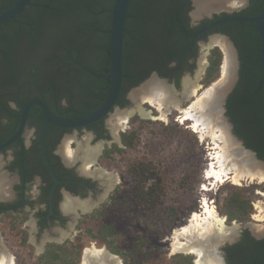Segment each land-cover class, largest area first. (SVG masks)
I'll return each instance as SVG.
<instances>
[{
  "label": "flooded vegetation",
  "instance_id": "1",
  "mask_svg": "<svg viewBox=\"0 0 264 264\" xmlns=\"http://www.w3.org/2000/svg\"><path fill=\"white\" fill-rule=\"evenodd\" d=\"M131 1L127 17L125 43L133 35L130 25L131 19H135L133 13L137 11L136 9L141 8L140 10L145 12V16L142 18L143 28L147 36L151 37L152 44L161 46L160 42L163 41L166 45L171 44L174 51L172 53L164 52L158 48L157 53L159 52V55L156 53L159 59L162 58L161 56L169 58L168 67L173 68L170 76L163 75L160 69H153L152 66L142 64L136 67L133 66L134 71L137 72V79L146 75L149 77L157 74L158 79L155 81L163 83L168 89L171 88L176 97H178V102L182 104L183 100L194 96H188L185 93L186 82L199 83L198 81L201 77L197 80H195V77L201 70L203 60L208 59L209 61V56L215 47L222 48L220 45L212 42L214 39H223L230 46H234L241 69L240 50L231 36L227 26L229 23L208 31L203 30L218 20L248 13L253 9L255 4L253 0H221L217 4L211 0L210 3H213V5L208 4V6L213 8L211 11H209L210 7L209 9L202 7L205 1L207 3L210 0ZM3 2L4 0H0V11L3 8ZM159 6H162V8L159 9ZM263 6L264 3L261 6V10ZM226 15L227 17H223ZM160 19L164 22L160 24V29L151 35L157 28V22ZM7 23L0 26V145L15 134L18 129L23 105L29 101L27 100L29 97L37 96L33 92L39 87L27 86L24 78H22V81L17 82V77L13 70L16 66L13 62V51L18 52L20 54L19 57H21L24 46H22V43L21 46L15 45L13 47V32H9L7 28H4ZM21 23L20 21V25ZM211 43H214L212 44L214 46L210 50V53H208V46ZM221 50L223 51V48ZM223 55H225L224 51ZM127 58V61L134 62L133 55L128 54ZM14 61L16 62V60ZM76 62L88 72L83 67L90 68L88 65L83 64L80 60H76ZM126 64L125 62L124 67H126ZM188 75L190 78L186 79ZM165 80L167 84L171 82V86H169L170 83L167 85ZM3 83H8V86L5 87ZM199 85H201V89L204 87L200 83ZM51 87L49 86V88ZM128 94L129 91L125 96L121 94L119 101L125 102V105L134 107L138 104L140 98L136 93L134 96L132 93ZM38 96L34 98L44 99L43 95ZM132 96L135 97L136 103H134ZM119 101L118 106L120 107L121 102ZM61 105H67V100H62ZM141 107L148 111L151 110L152 114H154L153 116H160L157 107L152 106L148 102L141 103ZM225 107L227 114V101ZM131 108L127 110L129 111ZM55 110V113L59 111L58 108ZM170 110H177L180 111V114H183L179 108L173 105ZM39 112H43L40 107L36 110L32 108L29 112L22 138L0 151V183H3V189L0 192V252L5 251L6 255L11 258L13 257L12 264H17L16 259L17 261L21 259L22 262L23 257L18 255L19 253L37 251L44 255L53 248L66 245L68 241L76 242L81 233L79 226L82 224L83 217L100 209L101 205L113 196L121 183L119 175L115 172L113 173L118 177V182L114 186L107 177L101 176L103 170L110 173L109 170L104 169L108 167L107 164L109 163L106 162L105 166L98 165L99 159L105 156L107 148L113 147L114 144H117L121 148L126 147L123 144L122 138L124 128H116L115 124L112 126L111 122L108 121L110 115L82 128H62L54 124L48 126L45 134V145L53 171L59 181L55 184V178L51 174L41 150L40 136L43 119H39ZM86 112L89 111H81L79 115ZM227 116L233 124L235 132V125L231 117L228 114ZM178 117L177 121H180V116ZM141 118L147 119L142 116ZM65 137H68L67 139L76 137L78 141L83 143L88 140L89 146L102 145V149L97 155V160L91 165L90 171H86L84 168L82 158L77 157L75 161L70 158L69 154L65 151ZM239 139L242 138L239 137ZM75 142V140L71 142V149L77 146V142L76 144ZM261 161L264 162V159H261ZM223 185V183L219 185L214 192L217 193ZM91 208L93 209L91 210ZM6 225L9 227L8 231L6 230ZM245 230H243L240 239L236 243L225 247L223 252H218L222 259H224V263L226 261L227 264H230V261L233 264H242L239 260H234L233 257V259L229 260V253H231L232 247L243 239ZM12 237L13 245L8 246V243H12ZM253 238L256 239L254 236ZM89 243L84 253L93 244L99 248L104 247L108 250L106 246L99 245L96 241L92 240ZM187 254L193 255L196 261V254ZM261 263L264 264V260Z\"/></svg>",
  "mask_w": 264,
  "mask_h": 264
},
{
  "label": "trees",
  "instance_id": "2",
  "mask_svg": "<svg viewBox=\"0 0 264 264\" xmlns=\"http://www.w3.org/2000/svg\"><path fill=\"white\" fill-rule=\"evenodd\" d=\"M13 1L4 0L3 8ZM253 1L255 3L253 9L241 15L254 16L261 12L264 0ZM32 2V5L17 16L19 21H9L4 26L9 32H13V47L21 46L22 43L24 46L21 57L18 52L13 51V62L16 65L13 70L17 82L24 78L27 86H39V89L36 88L33 92L37 96H31L27 100L43 95L53 111L58 108L59 111L56 113L66 117L78 116L81 111L97 108L107 97L110 81L86 72L76 60H80L101 75L110 71V9L114 0H32ZM161 8L162 6H159V9ZM140 9H136L137 11L133 13L135 19H131L130 24L133 35L125 43L127 64L124 67L125 76L121 92L124 96L130 88L137 86L148 76L137 79V72L134 71L133 66L142 64L152 66L153 69H160L165 76H170L173 70L168 67L170 60L167 56H161V59L156 56L158 48L172 53L173 46L166 45L163 41L160 42L161 46L152 44L151 37L147 36L142 24L145 12ZM162 22H164L162 19L158 20L157 28L151 35L160 29ZM227 26L240 50L241 58L240 77L234 91L227 99V114L235 125V133L244 140L246 147L256 151L258 157L264 159V74L261 65L260 32L255 22L235 21ZM42 44L45 48L40 51ZM133 48L138 51L141 59H137L132 53ZM128 54L133 55L134 62L127 61ZM223 57L220 47L212 50L209 66L203 79L205 86L219 78ZM3 85L7 87L8 83ZM49 86L52 87L49 88ZM62 100H67V105H61ZM119 102L121 106L126 104ZM36 109H38L37 106L33 107V110ZM38 117L40 120L44 119V113L39 112ZM145 121L138 115L134 116L133 127L122 132L123 144L126 147L121 148L114 144L113 147L107 148L105 156L112 158L114 153L135 149L141 140L140 133L145 127ZM161 124L162 130L169 135L182 131L179 123L166 125L162 122ZM131 169L139 181L135 189L137 194L144 195L146 205L153 207L155 204L152 203L157 198V187L148 183V177L152 171L156 173V170L148 168L141 170L135 163L131 165ZM185 175L187 176L185 179L194 177L191 172ZM227 186L232 189L224 198L223 206L219 208L220 214L226 215L229 223L234 220L239 222L251 220L254 207L248 192L251 188L258 187V184L239 186L227 183L220 189ZM104 216L101 209L87 214L84 219L88 223L86 233L99 245H104L111 252L120 255L124 264H132L133 261L140 260L138 250L133 253L120 247L124 233L105 221ZM81 239H83L82 235ZM83 247L82 244L80 252H77L79 258ZM229 254V260L233 257L242 264H262L264 239H254L250 230L246 229L243 239L232 247ZM75 255H77L76 251L72 247L62 245L42 255L40 260L43 264H78V260L74 258ZM132 256L137 259L131 262ZM151 258H145L144 264H147ZM169 260L168 264H195L193 255L183 253H176ZM229 263L233 264L230 261Z\"/></svg>",
  "mask_w": 264,
  "mask_h": 264
},
{
  "label": "rangeland",
  "instance_id": "3",
  "mask_svg": "<svg viewBox=\"0 0 264 264\" xmlns=\"http://www.w3.org/2000/svg\"><path fill=\"white\" fill-rule=\"evenodd\" d=\"M44 48L45 46L42 44L40 46V51ZM132 53L136 55L137 59H141L138 51L134 48L132 49ZM221 75L222 73L216 81L212 82L208 86H205L203 83L205 75L203 74L201 76V80L198 81L202 84V86L204 85V87L199 91V94H202L205 89L216 84ZM153 76L154 74L147 77L137 86L129 89V94L134 91L133 93H136L138 97H141V94L145 92L144 89H146V91L148 89L145 84L148 83ZM238 81L239 78L236 81L234 88L236 87ZM169 83V86H171V82ZM196 97L197 96H193L183 100L182 104H179L180 107L183 109L189 107L191 102L197 99ZM215 97L217 99L219 96L217 95ZM185 104L188 105L185 106ZM131 107L133 106H120L122 111L118 112L126 113L128 111L127 109ZM216 110L220 117H222H219L222 122L228 125L227 128L230 130V135L237 143L238 149L234 152V154L237 155L244 153L246 151L243 147V145L246 146L245 142L242 139H239L237 134L234 132L233 128L230 126V120L227 122L228 116L226 112L220 113L219 109ZM118 112L114 111L108 118V121L111 122L112 126H114L113 124L117 122ZM136 115L141 118L138 113L134 114L129 119V123L126 124L127 126L122 127L124 128V132L133 127L132 118ZM182 115L183 114H180V111L170 110L166 119H144L146 120L144 123L145 127L141 130V140H139L135 149L114 153L110 162V158H107V156H103L99 159V166H105L106 162L109 163L107 164L108 169H104L117 173L121 179V183L114 192L113 196L109 200H106L101 205L100 209L104 212V220L113 224L118 231H122L124 233L120 247L126 249L127 251H133V253L137 252V250L139 251L138 255H140V260L138 259L137 261H133L137 258L132 256V260H130L131 262L133 261L132 264H144V259H149L152 256L154 258L148 260L147 264H168L170 261L169 258L176 253L191 255L182 251L174 252L172 250L171 233H173L174 228L186 224L194 211H202V200L204 197H207L210 200L216 199L215 204L217 206L215 207L220 214L219 208L223 206L224 198L232 189L227 186L215 193V189H217L218 186L223 183L222 182L218 183L219 185L217 186L215 185L216 187L213 191L208 192L202 190L203 184L210 182L206 178L204 172L208 168V165H210L209 162H211L209 156L213 151L211 149V147H213V140L209 136L205 137L204 140H201L200 134L192 130L190 127L191 123L189 121H185L184 124L177 121V118H179L178 116L181 117ZM162 122L166 125L179 123L182 127V131L177 133L174 132L172 135H169L168 132L162 130ZM195 137L198 140L195 139ZM67 138L68 137H65L64 139L65 143L68 140ZM69 139L70 146L72 145L71 142H74V140L77 143L81 142L78 141L76 137ZM76 147L72 148L76 149ZM240 157L241 156L237 157L238 160L241 159ZM251 158L254 159V162L264 166V164H261V161L258 159L254 157ZM134 163L137 164L141 170H143V168L156 170V173H153L152 171L150 177H148V183L150 185L154 184L157 187V198L156 201L152 203L155 204L153 207H148L144 202V195H138L135 190L139 181L135 173H133L134 171L131 169V165ZM188 172H191L194 177L185 179L187 177L185 174ZM224 183L239 186H252L253 184H258V187L251 188L248 192V197L252 199L254 207L251 220L246 222L234 220L230 223L227 221L229 225H233L235 222L237 223L238 232L235 234L237 236L235 237L234 235L231 237L232 240L221 243L218 247V252H223L225 247H229V245L236 243L245 229L250 230L256 239H264V221L259 222L254 218V214L264 215V209L262 208L264 207V183H260L258 180H243L241 184H236L231 179L225 181ZM213 187L214 185L210 186V190ZM86 215L83 217L82 224L79 226L81 233L76 242L68 241L66 243L67 247H72L74 251H76L77 255V252H80V247L83 244L84 247L82 248L80 258L79 255H75L74 257L79 263L82 260L86 246L92 241L91 237L85 231L88 226V223L84 221ZM8 229L9 227L6 225V230L8 231ZM81 235L83 236V239H81ZM11 240L12 243H8V246L13 245V237ZM18 255L23 257V260L21 262V259L18 261L16 259L17 264H43L42 260H40L42 256L40 252H22ZM118 256L123 261V258L120 255ZM122 264H124V261Z\"/></svg>",
  "mask_w": 264,
  "mask_h": 264
},
{
  "label": "bare ground",
  "instance_id": "4",
  "mask_svg": "<svg viewBox=\"0 0 264 264\" xmlns=\"http://www.w3.org/2000/svg\"><path fill=\"white\" fill-rule=\"evenodd\" d=\"M220 1L213 0L212 2L217 3ZM205 2L202 7L208 9L210 7L208 4H212L210 3L211 0L208 1L209 3ZM212 42L220 45L225 53V60L221 67L222 75L216 84L205 89L202 94H199V90L201 89L199 83L186 82L185 93L188 96H197V99L191 102L189 107L183 109L180 107L178 97H176L171 88L170 91L163 83L150 80L145 84L147 87H144L148 89L147 91L144 89L145 92L139 97L138 104L126 113H117L118 119L114 123L115 127H125L129 118L136 112L143 118L154 120L166 119L170 113V107L173 105L181 109L183 113L180 117L181 124L189 121L191 123L190 127L194 132L200 134L201 140H204L207 136L213 140V147H211L213 151L209 156L211 162L204 172L210 182L203 184V191H213L219 185L218 183H224L230 179L236 184H241L243 180H258L260 183H264V166L254 162V159L251 158L252 156L247 151L240 154L236 153L237 155L234 154L238 149L237 143L230 135V130L227 128L228 125L224 124L220 119L222 117H220L217 110L212 109L216 98L215 96L233 79L235 64L234 52L228 42L223 39H214ZM214 43H211L208 47H211ZM206 63L207 60H203L202 69L198 73V78L201 77L200 75H202V70ZM144 102H148L152 106L157 107L160 116H153L154 114H152L151 110L143 109L141 103ZM69 142L70 139L65 143V151L73 161L77 157L82 158L84 168L88 171L91 165L96 162L102 145L89 146L90 144L87 140L84 143L78 142L76 149H71ZM238 155L241 156L240 160L237 158L239 157ZM101 176L107 177L113 183V186L118 182V177L113 172L109 173L103 170ZM2 184L0 183V192L3 189ZM213 185L214 187L210 190V186ZM262 208L264 209V207ZM254 218L259 222L264 221V215L261 214H254ZM237 227L236 222L233 225H229L227 223V217L219 214L215 205L207 197H204L202 200V211H194L186 224L174 228L173 233H171L172 250L174 252L182 251L196 254V264H226L220 256V253H218V247L221 243L232 240L231 237L238 232ZM12 258L6 255L5 251L0 252V264H12ZM81 264H122V260L106 248H99L93 244L92 247L90 246V248L86 249Z\"/></svg>",
  "mask_w": 264,
  "mask_h": 264
},
{
  "label": "water",
  "instance_id": "5",
  "mask_svg": "<svg viewBox=\"0 0 264 264\" xmlns=\"http://www.w3.org/2000/svg\"><path fill=\"white\" fill-rule=\"evenodd\" d=\"M131 0H114L113 6L110 9L111 10V28H110V48H111V59H110V71L107 74L101 75L93 71L92 69L83 66L89 73L92 75L109 80L110 81V87L108 90L107 97L105 98L104 102L98 106L97 108L86 112L84 114H81L79 116L74 117H65L61 116L59 114H56L49 106V104L41 98H34L29 100L25 105H23L20 115V121L18 125V129L15 132V134L6 140L4 143L0 145V151L8 147L9 145L13 144L17 140L22 138V135L24 134L27 119L30 110L34 106L40 107L44 112V119L41 126V136H40V144H41V150L43 153L44 160L55 178V184H57L59 181L53 171L51 162L48 158L46 145H45V134L47 131V128L50 124L57 125L62 128H82L87 127L107 115H112L114 111H122L121 108L118 106V100L120 98L122 88H123V81H124V63H125V37L127 34V28H126V22L129 12V6H130ZM32 0H14L9 6L5 7L0 11V26L9 22V21H19L17 19V16L20 15L27 7L32 5ZM209 11L213 10L212 7H210ZM255 22L257 24L258 30L260 32L261 40H262V47H261V65L263 69L264 74V6L261 10V12L254 16H247V15H235L230 16L221 20H218L211 25L207 26L203 31H208L210 29H213L217 26L227 24L230 22ZM214 45L209 47L208 53H210V50L213 48ZM231 48L234 52V72H233V79L231 82L224 87L222 91L218 93V98L214 101L212 109H219L220 113H224L226 111V101L228 94L234 89L235 83L240 77V61L237 55L236 50L234 49V46L232 45ZM222 49V48H221ZM225 60V55L223 62ZM209 65V61L207 59L206 65L203 67L202 75L205 74L206 69ZM223 66V63L221 67ZM202 69V68H201ZM222 73V69L220 71V74ZM201 75V76H202ZM190 76L188 75L186 79H189ZM202 78V77H201ZM200 78V80H201ZM158 79L157 74H154L153 78L151 80ZM198 79V75H196L195 80ZM199 80V81H200ZM167 81L165 80V83ZM204 86V85H203ZM174 88V87H173ZM134 92V91H133ZM132 92V95L134 96L135 93ZM132 96V97H133ZM134 103L135 97H133ZM229 118H227V122ZM230 126L233 128V124L231 122ZM244 149H246L247 152L251 153L252 157L258 159L261 161V159L257 156V153L254 152L252 149L247 148L244 146ZM261 163L264 164L263 161ZM93 208H91L92 210ZM90 210V211H91ZM84 212V211H83ZM118 256V255H117ZM121 259V258H120ZM122 260V259H121ZM195 262V260H194ZM123 263V261H122ZM226 263V261H225ZM196 264V263H195ZM227 264V263H226Z\"/></svg>",
  "mask_w": 264,
  "mask_h": 264
},
{
  "label": "built area",
  "instance_id": "6",
  "mask_svg": "<svg viewBox=\"0 0 264 264\" xmlns=\"http://www.w3.org/2000/svg\"><path fill=\"white\" fill-rule=\"evenodd\" d=\"M211 202H212L213 204H215V203H216V199L211 200ZM215 205H216V204H215Z\"/></svg>",
  "mask_w": 264,
  "mask_h": 264
},
{
  "label": "clouds",
  "instance_id": "7",
  "mask_svg": "<svg viewBox=\"0 0 264 264\" xmlns=\"http://www.w3.org/2000/svg\"><path fill=\"white\" fill-rule=\"evenodd\" d=\"M223 63V62H222ZM221 71V70H220ZM197 133V132H196ZM226 183H224V185H225ZM113 253V252H112ZM115 254V253H114ZM117 255V254H116Z\"/></svg>",
  "mask_w": 264,
  "mask_h": 264
}]
</instances>
